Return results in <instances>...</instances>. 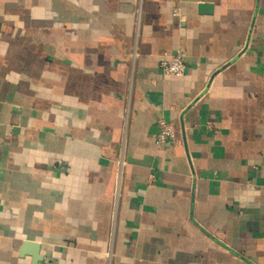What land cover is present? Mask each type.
I'll return each mask as SVG.
<instances>
[{
    "label": "crops",
    "instance_id": "obj_1",
    "mask_svg": "<svg viewBox=\"0 0 264 264\" xmlns=\"http://www.w3.org/2000/svg\"><path fill=\"white\" fill-rule=\"evenodd\" d=\"M25 240L38 264H264V0H0V264H33Z\"/></svg>",
    "mask_w": 264,
    "mask_h": 264
},
{
    "label": "built area",
    "instance_id": "obj_2",
    "mask_svg": "<svg viewBox=\"0 0 264 264\" xmlns=\"http://www.w3.org/2000/svg\"><path fill=\"white\" fill-rule=\"evenodd\" d=\"M160 68L165 75H173V76H183L185 74L186 62H185V51L183 48H178L171 56L165 57L160 62ZM126 114H128V106L126 109ZM127 118V117H126ZM174 136V128L173 125L162 119L159 122V132L156 136L157 144H162L173 138ZM124 140V139H123ZM124 152L125 148L121 149V155L118 159V177H117V196H118V188L120 184V178L122 174V168L124 165Z\"/></svg>",
    "mask_w": 264,
    "mask_h": 264
},
{
    "label": "water",
    "instance_id": "obj_3",
    "mask_svg": "<svg viewBox=\"0 0 264 264\" xmlns=\"http://www.w3.org/2000/svg\"><path fill=\"white\" fill-rule=\"evenodd\" d=\"M199 11L203 13H212L213 12V4L210 2H201L199 5ZM41 246L36 241L25 240L20 249V255L24 256L26 254H30L33 258V264H38L43 257L41 255Z\"/></svg>",
    "mask_w": 264,
    "mask_h": 264
}]
</instances>
